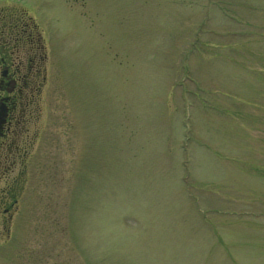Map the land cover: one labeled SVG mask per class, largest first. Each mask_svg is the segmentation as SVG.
<instances>
[{
	"label": "rangeland",
	"instance_id": "obj_1",
	"mask_svg": "<svg viewBox=\"0 0 264 264\" xmlns=\"http://www.w3.org/2000/svg\"><path fill=\"white\" fill-rule=\"evenodd\" d=\"M0 8L37 21L55 112L0 264H264V0Z\"/></svg>",
	"mask_w": 264,
	"mask_h": 264
},
{
	"label": "flooded vegetation",
	"instance_id": "obj_2",
	"mask_svg": "<svg viewBox=\"0 0 264 264\" xmlns=\"http://www.w3.org/2000/svg\"><path fill=\"white\" fill-rule=\"evenodd\" d=\"M16 9L0 8V222L6 224L36 148L46 129L53 142L49 128L55 124L42 31L33 16Z\"/></svg>",
	"mask_w": 264,
	"mask_h": 264
}]
</instances>
